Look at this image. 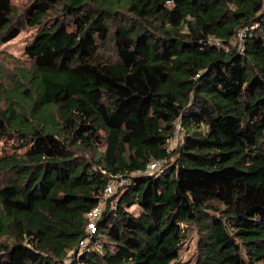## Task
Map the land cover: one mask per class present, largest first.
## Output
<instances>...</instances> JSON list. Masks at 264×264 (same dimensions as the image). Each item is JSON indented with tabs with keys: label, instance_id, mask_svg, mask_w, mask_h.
I'll use <instances>...</instances> for the list:
<instances>
[{
	"label": "trees",
	"instance_id": "16d2710c",
	"mask_svg": "<svg viewBox=\"0 0 264 264\" xmlns=\"http://www.w3.org/2000/svg\"><path fill=\"white\" fill-rule=\"evenodd\" d=\"M22 15L29 63L0 59V140L26 146L0 153V264H186L183 224L193 264H264V0H28ZM17 16L0 0V45ZM110 174L127 182L89 235Z\"/></svg>",
	"mask_w": 264,
	"mask_h": 264
},
{
	"label": "rangeland",
	"instance_id": "374dc122",
	"mask_svg": "<svg viewBox=\"0 0 264 264\" xmlns=\"http://www.w3.org/2000/svg\"><path fill=\"white\" fill-rule=\"evenodd\" d=\"M12 3L18 13V22H16V27H19L20 31L17 36L0 45V59L3 61L1 62L9 65L10 67L16 65V63H23L24 65L29 63L25 54V48L38 30L36 26H29L22 18V14L24 12L25 6L28 3V0H12ZM112 52L113 48L111 43L106 44L105 48H101L100 50V54L114 57ZM169 143L170 147L175 145L173 142ZM25 147L26 146H21V143H18L14 139L12 140L9 138L5 141L0 140V153H13L14 151L19 150L22 151L25 149ZM101 151V148L97 149L95 152V157L98 156ZM90 155L91 154H86L87 157ZM215 205L221 207V205L218 203H215ZM183 227L187 229V236L185 241L179 246L178 260L186 264H193L195 258L197 233L193 225L183 224ZM98 242L103 243V241L100 240Z\"/></svg>",
	"mask_w": 264,
	"mask_h": 264
},
{
	"label": "built area",
	"instance_id": "2783aa9c",
	"mask_svg": "<svg viewBox=\"0 0 264 264\" xmlns=\"http://www.w3.org/2000/svg\"><path fill=\"white\" fill-rule=\"evenodd\" d=\"M239 39L241 40L242 33H239ZM210 41L215 42L216 40L214 38H210ZM240 46V44H239ZM179 130H180V123H176V133L171 138L170 142H173L176 144L179 141ZM172 148V147H171ZM166 160L165 159H155L148 163L144 173L147 174H153V173H161L162 169L165 165ZM141 173V171H136L134 174ZM127 182V179L124 176L121 175H111L109 176V181L105 185V188L101 194V198L99 199L98 203L87 212V231L89 235L93 234L95 232L96 223L101 218L103 211L107 208H113L114 207V200L108 202V198L116 192V190L124 185ZM89 245V238L82 239L79 242V251H83L86 248H88ZM69 262V259L66 260Z\"/></svg>",
	"mask_w": 264,
	"mask_h": 264
}]
</instances>
